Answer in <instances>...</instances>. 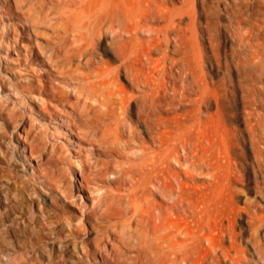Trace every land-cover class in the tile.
Masks as SVG:
<instances>
[{"label": "rangeland", "instance_id": "1", "mask_svg": "<svg viewBox=\"0 0 264 264\" xmlns=\"http://www.w3.org/2000/svg\"><path fill=\"white\" fill-rule=\"evenodd\" d=\"M48 1L0 0V264H24L13 251L36 221L43 243L31 264H264V0H153L140 33L102 36L87 61L71 58L68 75L65 58L47 50L76 43L47 23L30 27ZM135 63L132 84L122 65ZM105 65L117 67L125 93L157 96L155 110L169 121L170 218L199 235L184 260L177 247L167 258L135 247L143 227L133 220L128 236L118 218L99 217L141 189L137 148L103 156L95 135L67 130L98 109L83 97ZM82 169L91 186L74 192ZM150 198L164 206L157 193ZM171 237L178 244L181 235Z\"/></svg>", "mask_w": 264, "mask_h": 264}, {"label": "bare ground", "instance_id": "2", "mask_svg": "<svg viewBox=\"0 0 264 264\" xmlns=\"http://www.w3.org/2000/svg\"><path fill=\"white\" fill-rule=\"evenodd\" d=\"M48 2L50 8L47 10L40 8L39 12H36L32 18L30 27L42 22L47 23L56 31V37L60 36V39L66 38L75 42V46L70 50L65 49L64 45L60 50L58 49L59 46L51 49L52 51L47 50V53L51 52L54 55L63 56L69 65L73 56L85 57V61H87V57L94 52L102 36H108L111 39L126 36L127 40H130L137 33H140L143 30L147 12L150 10V4L154 1L49 0ZM33 11L35 12V10ZM23 16L26 18V15L23 14ZM164 22L165 26L171 27V16L167 15ZM126 48L124 43H118L115 46V53L120 60L124 59ZM67 64H64L65 67L68 66ZM122 66L132 84L139 81V78H136L137 63L130 68ZM70 67L69 65L65 74L68 75V71L71 74ZM116 71L117 67L110 69L107 65H105L104 70L98 69L96 71L94 84L86 88L83 103L89 99L97 104L98 109L96 112L86 111L81 115L82 117L74 120L72 129L67 128V130L69 133L71 130L75 131L84 137L90 136V134L95 135V141L99 143L100 153L103 156L111 154L121 156V152L134 147L137 148V152H133L132 155L140 161L137 168L140 174L137 187L141 189L134 193H127L123 200V207H121L122 203L118 197L117 203L103 209L99 217L108 221L111 218L114 220L118 218V225L124 226L128 236L133 234L129 227V222L133 220L137 226L143 227L138 239L133 240L135 247L146 251L150 245L151 250H161L166 258L169 251L177 247L184 260L189 249L192 250L193 246L195 249L198 248L199 235H197L198 231L195 226L189 230L183 223L176 224L170 218L171 208L168 203L171 202L172 198L177 199V197L173 195L169 182L171 141L169 121L167 118H162L155 110L153 103L157 96L153 99L146 91L138 96L125 93L124 89L116 82ZM145 81L142 83H146ZM96 85L99 87L98 89ZM148 99L149 101H147ZM129 101H132L134 106L132 116L139 120L141 129L137 130L136 126L131 123V112L128 111ZM95 129L97 132L93 134ZM141 133L147 142L140 137ZM100 166L103 164L100 163ZM78 173L80 177L78 188L73 190L81 193L83 190L87 191L91 185L89 173L86 172V174L83 169L78 170ZM126 173H128V168ZM103 174L106 175L105 172ZM153 193H157L164 200L165 203L162 208L151 200L150 196ZM67 197L70 199L77 197L80 200L76 193H69ZM30 217L36 221L33 211H30ZM34 224L36 230H32L28 226L23 227L21 236L24 238L18 241L17 249L13 251L18 253L15 259L23 261L24 264H31L37 260L36 257L39 256L38 253H40L39 250L43 243L41 233L43 223L36 221ZM145 227L150 228L151 238H147L148 234L144 230ZM157 231H161L159 237L155 236ZM172 231L181 235L178 244L172 243ZM157 239L160 240L158 241L160 244L157 243Z\"/></svg>", "mask_w": 264, "mask_h": 264}]
</instances>
